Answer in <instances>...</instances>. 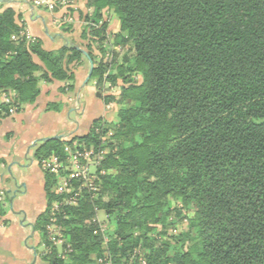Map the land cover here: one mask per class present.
<instances>
[{"label": "trees", "instance_id": "1", "mask_svg": "<svg viewBox=\"0 0 264 264\" xmlns=\"http://www.w3.org/2000/svg\"><path fill=\"white\" fill-rule=\"evenodd\" d=\"M87 7L85 50L67 38L48 50L28 38L13 8H0V119L33 105L41 83L76 91L82 60L93 65L89 79L120 90L103 100L118 107L114 120L94 119L85 136L44 139L33 149L47 200L33 224L40 260L264 264V0H88ZM105 13L119 23L113 44L107 22L100 25ZM73 144L101 158L96 191L78 192L81 183L70 180L81 196L68 204L72 195L56 193L68 172L58 177L41 162L55 156L65 164L64 147ZM173 215L188 221L175 237L166 232Z\"/></svg>", "mask_w": 264, "mask_h": 264}, {"label": "crops", "instance_id": "2", "mask_svg": "<svg viewBox=\"0 0 264 264\" xmlns=\"http://www.w3.org/2000/svg\"><path fill=\"white\" fill-rule=\"evenodd\" d=\"M3 2L8 6L11 5L9 3L20 4L16 0H0V3ZM23 2L28 4L27 0ZM27 4L29 13L23 11L20 18L26 30L40 39L44 47L48 46L45 39L55 45L56 38L50 36L48 18L42 14L33 15V9ZM56 37L61 39L62 46L66 39L61 34H56ZM82 71L81 68L76 72L75 82L82 76ZM60 85L58 82L50 84L57 89ZM39 88L41 94L33 105L25 106L17 116L0 119V191L6 193L9 206L0 221V264H44L39 257L43 247L33 224L45 210L47 200L44 174L33 159V149L44 139L85 136L91 122L96 119L94 100L83 89L76 87L74 95V102L85 108L83 116L76 120V108L72 104L57 100L55 96L51 98V89L45 83L39 84ZM2 100L0 93V103ZM53 102L61 104V112L46 111V105Z\"/></svg>", "mask_w": 264, "mask_h": 264}, {"label": "rangeland", "instance_id": "3", "mask_svg": "<svg viewBox=\"0 0 264 264\" xmlns=\"http://www.w3.org/2000/svg\"><path fill=\"white\" fill-rule=\"evenodd\" d=\"M11 1V0H8ZM18 1L20 4L19 5H15L12 3H9L11 5L8 6V4H5V2L0 3V8L3 7H11L15 10L16 14L22 17V12L25 11L26 14L29 13L27 6L25 2H23V0H16ZM34 0H27L28 4L32 9H33V15H44L45 18H48V22L51 24V31L50 32V36L52 38H56L55 45H52L49 42V39H45L46 44L48 45L47 47H45L46 49H50L52 47H54L53 50L58 49L62 46H60V41L61 39L56 37V34H62L63 39L67 38L68 41H71L73 44H76L77 46H79L82 50H85V45L87 44L85 41H82L80 39L81 36V32L82 29L84 27L85 22H82V19L85 13H88L89 10L87 7V1L88 0H71V2H68L67 0L62 1V5H59L58 3L53 2L52 0H41V4L38 5L35 2H33ZM47 3H50L53 7L52 8H48L45 5ZM107 22V33H110V37H109V43L113 44V38L112 36L115 35L118 32V28H119V23L116 20L115 16L111 13H105L102 21H100V25H102V23H106ZM26 31V34L28 36V38H34L29 30ZM60 46V47H59ZM110 48V47H109ZM52 50V49H51ZM113 52L115 53V55H117L118 57L121 56L122 54V50L119 47H114ZM93 54L97 57H99V52L98 51H94ZM111 54V53H110ZM110 54H106L105 60H107V58H110ZM82 66L77 67L78 70L79 69H83V73L82 76L78 79L77 82L74 81V86L77 87L78 89L81 88L80 90H84V92H87V95L90 96V98H92V100H94L95 103V118H104L107 122L108 121H112L115 119L116 116V112L118 110V107H116V105L114 103H108V105L103 103V100L109 96V95H113L115 97L118 98L119 94H120V90H119V86H109L108 84H101L100 86H98V83L96 80L94 79H88L85 83V79L88 76L89 73V69H90V65L88 63V61L86 60H82L81 63ZM75 72V70H74ZM42 84V83H41ZM51 84V83H50ZM50 84H47L48 87H50L49 89H51L49 92L50 97H54L57 100H64V102L66 101L67 104H72L74 106V108H76L75 112L77 115L76 120H78V118H81L85 112V108L82 106V104H76L74 102V95L76 93V91H72V92H68L65 91V93L63 94L60 90L61 88H63V84H61L59 87L60 88H56L54 86H50ZM52 100V99H51ZM56 100V101H57ZM74 102V103H73ZM56 103V102H53ZM83 107V108H82ZM88 133V132H87ZM90 171H92V168H90ZM2 192V191H1ZM4 195V194H2ZM1 195V196H2ZM6 199V198H5ZM3 198L1 204H3V207L6 209V211H8L9 206L7 205V201ZM173 207L177 209L180 207V203L178 201H175L172 203ZM187 216L190 215L192 216V210H189L186 212ZM100 221H104L102 216L99 217ZM171 223L172 225H170L166 232L169 236L175 237L177 236L180 232L182 231H188V221L186 218H184L182 215L177 216V215H173L171 217ZM53 238L58 237V235H53ZM58 243L61 245L60 241H58ZM40 249V248H39ZM40 251V250H39Z\"/></svg>", "mask_w": 264, "mask_h": 264}, {"label": "built area", "instance_id": "4", "mask_svg": "<svg viewBox=\"0 0 264 264\" xmlns=\"http://www.w3.org/2000/svg\"><path fill=\"white\" fill-rule=\"evenodd\" d=\"M55 3H58L59 5H62V1L64 0H52ZM36 4L40 5L41 0H34ZM48 8H52L53 6L50 3H47L45 5ZM5 102L8 100L6 98ZM10 113H14L13 110H10ZM66 146L64 147V152L67 153L66 156V163L59 162L58 158L55 156H51L48 159H44V161L41 162V168L43 171L48 170L50 173H54L59 177V171L62 172H68V176L66 179H61L59 186L56 188V193L61 194H69L72 195V197L67 201L68 204H75L76 199L80 197V193H76L77 191L72 190L68 186V182L70 180H77L81 183V186L78 188V192H81V190H86L90 192H95L96 187L94 184V180L96 179V172L95 167L98 164V160L101 158V154H95L93 149L89 148L87 150L78 151ZM90 168H92V171H90ZM54 207L56 208L57 205L54 204ZM102 264L101 262H99Z\"/></svg>", "mask_w": 264, "mask_h": 264}, {"label": "water", "instance_id": "5", "mask_svg": "<svg viewBox=\"0 0 264 264\" xmlns=\"http://www.w3.org/2000/svg\"><path fill=\"white\" fill-rule=\"evenodd\" d=\"M84 55L87 56L86 52L84 53ZM87 57H88V56H87ZM89 65H90V69H89L88 76H87L86 79H85V83H86V81L90 78L91 73H92V70H93V65L91 64L90 60H89ZM53 138H58V137H53Z\"/></svg>", "mask_w": 264, "mask_h": 264}]
</instances>
